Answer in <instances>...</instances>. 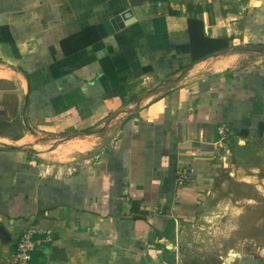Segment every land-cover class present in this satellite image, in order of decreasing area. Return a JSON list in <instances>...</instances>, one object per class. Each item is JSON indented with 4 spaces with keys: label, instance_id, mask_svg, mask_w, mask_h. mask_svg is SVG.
Returning a JSON list of instances; mask_svg holds the SVG:
<instances>
[{
    "label": "crops",
    "instance_id": "0c3cea01",
    "mask_svg": "<svg viewBox=\"0 0 264 264\" xmlns=\"http://www.w3.org/2000/svg\"><path fill=\"white\" fill-rule=\"evenodd\" d=\"M190 20L230 48L193 62ZM260 49L264 0H0V255L37 229L31 264L198 262L175 235L226 160L264 171Z\"/></svg>",
    "mask_w": 264,
    "mask_h": 264
},
{
    "label": "rangeland",
    "instance_id": "374dc122",
    "mask_svg": "<svg viewBox=\"0 0 264 264\" xmlns=\"http://www.w3.org/2000/svg\"><path fill=\"white\" fill-rule=\"evenodd\" d=\"M110 139L101 142L107 144ZM53 141L54 145L64 142L58 138ZM67 147H61V153H67ZM230 161L234 165L238 161L239 167L232 166L231 174L221 177L216 190L202 199L194 220L180 225L175 235V253L182 260L203 264L206 261L202 259H208L207 263L215 264L223 263L228 255L264 260L260 256H264V171L251 174L239 156L226 160Z\"/></svg>",
    "mask_w": 264,
    "mask_h": 264
},
{
    "label": "built area",
    "instance_id": "2783aa9c",
    "mask_svg": "<svg viewBox=\"0 0 264 264\" xmlns=\"http://www.w3.org/2000/svg\"><path fill=\"white\" fill-rule=\"evenodd\" d=\"M228 132V129L224 128L221 134L227 136ZM192 176V174L185 170L179 171L176 177L177 186L180 188L187 186L193 180ZM44 234L48 236L50 232L32 229L23 233L13 253L9 255H0V264H31L32 256L41 245Z\"/></svg>",
    "mask_w": 264,
    "mask_h": 264
},
{
    "label": "trees",
    "instance_id": "16d2710c",
    "mask_svg": "<svg viewBox=\"0 0 264 264\" xmlns=\"http://www.w3.org/2000/svg\"><path fill=\"white\" fill-rule=\"evenodd\" d=\"M189 32L192 41V57L193 62L200 61L206 57L214 55L215 53L226 51L230 48V43L228 40L218 39H208L204 37V26L200 21H189ZM85 35V34H83ZM95 40H91V43ZM66 40L65 43H68ZM80 48H75V50L69 52L74 53Z\"/></svg>",
    "mask_w": 264,
    "mask_h": 264
},
{
    "label": "water",
    "instance_id": "95a60500",
    "mask_svg": "<svg viewBox=\"0 0 264 264\" xmlns=\"http://www.w3.org/2000/svg\"><path fill=\"white\" fill-rule=\"evenodd\" d=\"M133 13L131 10H127L126 12H124L121 17L124 21L129 20L130 18H132ZM97 29L99 31V34L102 38H106L110 35H113L117 32L120 31V25L118 23V21L114 18L107 20L106 22L100 24L97 26ZM256 52L262 53L264 52V49H260L257 50ZM158 90V89H157ZM154 90V91H157ZM100 130H91L88 132H84L81 135H93V134H98L100 133ZM226 264H264V260H254L251 259L249 257H243L240 259H236L234 256H228L225 260Z\"/></svg>",
    "mask_w": 264,
    "mask_h": 264
}]
</instances>
